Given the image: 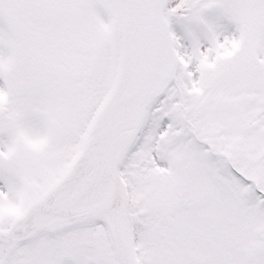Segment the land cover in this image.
Listing matches in <instances>:
<instances>
[{
  "label": "snow or ice",
  "instance_id": "1",
  "mask_svg": "<svg viewBox=\"0 0 264 264\" xmlns=\"http://www.w3.org/2000/svg\"><path fill=\"white\" fill-rule=\"evenodd\" d=\"M0 264H264V0H0Z\"/></svg>",
  "mask_w": 264,
  "mask_h": 264
}]
</instances>
